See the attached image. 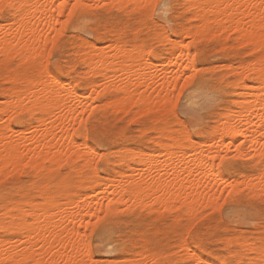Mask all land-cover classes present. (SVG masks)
I'll list each match as a JSON object with an SVG mask.
<instances>
[{
	"label": "bare ground",
	"instance_id": "6f19581e",
	"mask_svg": "<svg viewBox=\"0 0 264 264\" xmlns=\"http://www.w3.org/2000/svg\"><path fill=\"white\" fill-rule=\"evenodd\" d=\"M100 1H106L107 4H132L137 9L145 3L155 4L156 0H91L94 4ZM0 2L18 6L11 12L12 22H0V55L4 58L2 61L11 57L18 58V67H21L16 73H6L5 80L9 85L2 94L5 100L0 102V175L6 171L12 173L16 169L22 172L24 166L34 168L40 174L45 171L50 175L52 168L47 164L60 166L65 162L75 170L77 185L81 189L79 192L69 193L64 188L67 186L65 178L60 181L62 189L58 196L49 192L46 186L42 187L45 185L43 183L40 202L26 199L0 207V231L15 233L11 238L0 236V264H61V261H70L78 250L84 248V241H88V228L82 230L81 224H94L95 219L100 218L102 210L116 212L122 206L132 210L139 206L140 210L161 211L173 206L175 201H181L187 208L186 213L195 216L199 208H211L215 204L213 195L218 197L222 192L225 193L221 180L226 178L220 170L219 161L215 162V172L210 171L212 165L206 162L209 157H219L225 153L223 155L226 159L228 155L239 152L235 147L239 138L230 135L232 131H244L245 143L255 137L257 143L251 145V148L258 157L260 144L264 143L259 139V127L264 119V69L261 68L264 55L261 53L249 63L236 67L228 64L227 69L233 66L231 73H234L235 80L232 85L236 99H233V105L219 115L207 142H193L187 127L175 128L165 120L156 127L158 135L153 139V151L144 152L135 150L136 148L130 151L129 148V153L119 154L117 161L127 164L129 173L118 172L119 179L113 177L112 183H107L95 177L96 173H84L88 169L93 170L94 160L99 158L91 154L95 149L89 143L87 135L82 136V141H78L77 133L84 123V115L95 110V106L92 107L89 103L94 99V94L108 96L114 92V98L103 103L107 107H116V110L124 109L127 112L136 107L140 114L150 110H168L165 101L172 100L171 92L183 74L189 71L192 73L193 69L197 71L196 55L191 45L201 37L212 38L226 33V38L229 33L228 35H235L237 43L254 44L258 46H255L256 50L264 47L260 43L264 39V8L260 7L264 0H185L188 11L186 21L194 24L182 27L181 39L171 38L165 35L166 32L157 37L166 50L170 48L175 53L162 63L156 61L159 56L148 57V52H156L152 47H148L152 48L148 50L144 45L128 46L122 41L99 47L94 42H85L79 54L87 67L84 73L92 78L88 81V88L82 91L76 89L72 93L53 87L51 81L43 75L49 69L45 66L46 60L42 62V59L47 58L44 57L48 53L45 50L51 46V39L58 31L53 19L58 13L52 11V6L54 3L58 5L59 0ZM236 29L240 30L239 33ZM166 55L170 53L166 51ZM178 77L181 78L177 79ZM93 89L96 90L95 93ZM72 103L75 105L72 106ZM189 104H196L195 99ZM137 111L134 115L137 113L139 116ZM22 114L26 117L21 118ZM36 115L39 117L36 118ZM12 116L18 121L15 123L23 125L22 130L13 127L14 121L10 119ZM34 117L37 120L35 126L30 123ZM9 173H5V178ZM261 175L258 171L255 175H243L234 182L227 181L228 179L226 181L236 186L237 190L240 186H245L244 188L257 190L259 193L264 189ZM110 184L113 189L108 194ZM251 193L252 196L255 194ZM108 201L112 202L111 206ZM176 204L173 207L180 206ZM173 207V210L176 209ZM172 209L167 210L171 212ZM260 236L261 234L254 237L257 243ZM243 238L248 237L241 234L225 237L227 251ZM182 243L181 237L177 242L179 251L176 249L178 253H174L177 254V262L183 258L179 247ZM135 255L122 262L120 259L118 264H147V261L157 262L160 258L159 253L149 252L147 247ZM227 258L231 259V254Z\"/></svg>",
	"mask_w": 264,
	"mask_h": 264
},
{
	"label": "rangeland",
	"instance_id": "374dc122",
	"mask_svg": "<svg viewBox=\"0 0 264 264\" xmlns=\"http://www.w3.org/2000/svg\"><path fill=\"white\" fill-rule=\"evenodd\" d=\"M103 2L100 1L101 4H107L105 3L106 1ZM154 2L156 3L157 0ZM160 2L170 3L172 5V7L168 10V16L166 18L152 16L153 9H144L143 7L136 9L135 7L133 8L132 4L124 5L125 7L123 8L118 7V11L116 8H108L92 13L90 15L91 18L77 25V28L74 29L70 26L65 28L63 34L58 38V49L53 50L52 47L49 46L50 49L48 50L49 47H47L45 50V52L51 54L52 59H50L48 53L45 55L44 52V57L47 58L44 60L42 59V62L46 60L45 66L48 68H51L54 65H60L69 71H74L77 75L72 77V79H74L77 84L81 85L78 90L82 91V89L88 88V81L90 78H92L87 76V73V75L84 73L87 70V67L84 62L81 61L82 57L79 54L81 53L82 46L85 44V42H94L100 47L105 45L108 46L114 41H122L126 42L128 46L144 45L146 49H148V47H152L156 52L161 48L165 49V45L163 43L160 44L159 39L157 38L159 35L163 34L170 28L171 35L169 36L171 38L181 39L182 36L180 30L182 27L186 25L188 26L190 23L194 24V22L186 21L188 17V11L185 0H160ZM96 3L99 2H95V4ZM108 4L110 5L112 3ZM11 20H13L12 13H0L1 23L8 24L12 22ZM225 34L226 33H220L219 36H217V34L212 38H209L211 36H204L203 39L201 37V39L199 38L191 45L192 51H194L196 55L197 80L200 82L201 87L195 92L191 93L192 95L190 96V99H187L188 93L181 97L182 103L178 115L175 108L169 107L170 105H168V110L167 108L164 110L159 109L157 111L150 110L144 112L143 114H140L136 107H132L127 112L126 110L124 111V109L116 110V107L114 106L112 107L109 105L107 107L105 105L107 100L114 98V92L108 94V96H97L94 94L92 96L94 99L90 100L89 103H91L92 107L95 106V110L91 113H86V115L88 114L87 117L84 115L85 120L78 130L77 139L78 141H82V136L79 135L80 130L86 129L89 125H91V131L96 135L103 137L105 139V143L103 145H99L96 140L90 141L87 136L89 143L91 145H96L97 148H99L102 152H106L105 154L109 156L110 159L106 162L95 159L93 163V170H96V172L92 169H88L84 173L93 175L96 173L95 177L107 183H112L111 180H113V177L115 179H119L118 172L126 171L129 173V171H127L129 170L128 165L120 164V162L117 161L119 154H126L127 152L129 153V148L130 151L132 148H136L135 150L140 149L144 152L153 151V139L158 135L156 127L163 124L165 120L168 121V123L173 127H178L180 129H187L185 126L186 122L192 123L202 120V127L199 129L200 134L198 135L195 142H207L216 126L215 124L218 122L219 115L223 113L227 107L233 105V99H236L235 93H233L234 89L232 82L235 80V75L233 72L231 73L232 67L234 65L236 67V65L240 66L242 64H246L250 60H256L261 53L259 50L260 48L256 50V45L250 43L244 44V42H242L245 46H247V48L251 49V52L248 53L245 50V47L241 46L242 43L240 41L237 43L234 34L228 35V33V37H226L227 39L224 37ZM252 46L255 48V50ZM256 47L258 48V46ZM0 59V96H2L9 85L8 81L5 80L7 79V74L10 75L16 73V70H21V67H18V58L16 57H11L2 61L4 58L2 55H0ZM164 60V56H159L156 59L158 63H162ZM228 64H232L233 66L231 65L227 69ZM188 74L191 75V71H189ZM80 75H85L87 77H82ZM63 79L64 81L68 82L69 78L64 77ZM178 83L182 84L183 80L180 79ZM159 84L160 83H158V85ZM88 90L90 92V89ZM94 96H96V98ZM186 99L187 103L185 104L184 101ZM194 99L196 104L190 105L189 103ZM99 104H101L103 107L106 106L104 107L105 109L99 106ZM73 105L75 104L72 103V106ZM113 108H115V110ZM134 109H136V111L139 113V116L137 113L135 114L137 116L134 115L136 112ZM24 117H26V115L22 114L21 118ZM35 117L37 118L39 115H36ZM35 117L30 121V123L34 126L37 123ZM133 121H135V123H133ZM13 127L16 130L23 129L22 124L15 122ZM123 148H127L128 150H124ZM228 157H231V154L230 156L228 155L227 158ZM227 158L225 159L226 161ZM217 161L219 160L217 159L215 162ZM242 165L243 164L240 165L239 169L233 167L232 171H222L224 178H226V180L228 179L227 181L230 180L231 182H234L236 180H240L243 175H255L259 171V165L256 167H245ZM47 166L52 168V173L50 175H47L45 171L40 174L32 167L29 169V166H24L22 172L20 169H16L18 172L20 171L19 174H17V171L14 169L12 170L15 172L13 171L12 173L6 171L5 173L8 172L10 174L6 178L5 173L1 174L0 207L11 204L15 201L26 199H30L34 202H40V197H42V187L45 186L49 192L58 196L60 190L62 189L61 180H65V178H67V186L64 188L69 193L81 191L77 185L78 177L75 176V170L72 169L70 164L65 162L64 164L61 163L60 166L58 164L57 166L54 164V168L52 165L47 164ZM34 171L36 172V175ZM43 183L45 185H42L41 187V184ZM112 189L113 188L110 184L108 186V194ZM244 189L245 192L250 196H252L251 192L255 193L252 196L256 198L253 202L259 203L261 191H259V194L257 190L250 191L247 188ZM224 194L226 195V191ZM177 202L175 201L174 205ZM178 204H180V206ZM176 205L179 207L171 206L176 208L174 210L171 207L167 208L169 211L172 209L171 212H169L167 209L161 211L140 210L139 206L133 208V210L129 207L124 208V206H122L119 208L121 210L110 212L112 214L110 215V219L114 221L111 227V235L109 236V240L111 241L110 246L113 250H105L104 252H97V254L95 253V258L99 261V264H107L109 262L118 264L120 263V259L122 262V260L125 261V258H133L136 256V252L143 250L145 247L148 248L149 252H156L160 254V258L157 261L158 263L155 262V264H178L177 254H174L177 252L176 249L179 251L177 242H179L181 237L187 236L189 232L199 236L202 242L207 243L211 241L212 243L216 244L217 247L215 250L220 253L221 256L227 252L226 243L224 241L225 237H233L241 234L250 239H254V237L262 234L258 212L247 213V215L250 217L248 222L245 224H239L235 219L229 220L226 217L222 218L219 212L210 211L211 208L208 207L203 208V210H201L202 208H199L195 216H189L186 213V206H184L181 201ZM189 217L192 218L190 219ZM196 219L199 220L197 221ZM192 222L195 223L192 224ZM187 227L192 228L188 229ZM187 231L189 232L187 233ZM14 235V232L0 231V236H3L4 238H11ZM86 235L89 242L95 240V236L90 229H87ZM221 242H223L222 245ZM169 252H171V254H168ZM28 263L31 264V262ZM149 263L153 264V261H147V264Z\"/></svg>",
	"mask_w": 264,
	"mask_h": 264
},
{
	"label": "snow or ice",
	"instance_id": "6c2138e0",
	"mask_svg": "<svg viewBox=\"0 0 264 264\" xmlns=\"http://www.w3.org/2000/svg\"><path fill=\"white\" fill-rule=\"evenodd\" d=\"M18 6L13 3H2L0 2V13L10 14ZM123 8L124 5L116 4H93L91 0H59V4H53L52 11L58 13L57 16H54L55 25L58 28L57 35L53 36L51 39V47L53 50L58 49V38L63 34L65 28L71 26L76 28L77 25L87 21L90 18V15L94 12H97L101 9L108 8ZM133 7H136L133 5ZM144 9H153V16L164 17L168 16V10L172 7L170 3H161L160 0H157L155 4L149 2L141 5ZM261 8H264V3L260 5ZM239 33V29H236ZM264 32V29H262ZM165 35H171V29L169 28ZM264 45V39L260 42ZM190 47V45H185ZM245 50L251 52V49L247 48L245 45ZM261 55H264V47L259 49ZM166 51L170 55H166ZM175 53L171 52L169 49L161 48L159 51L153 53L148 52V57L153 56H164L165 59H170L171 56H174ZM50 59L51 54H49ZM261 68L264 69V62H261ZM44 77L51 81L53 87L63 90L65 93H72L78 89L81 85L77 84L72 77H75L76 73L74 71H69L68 69L60 66L54 65L48 70H45L43 73ZM64 77H68V82H64ZM178 77L177 79H180ZM183 83H178L176 88L172 90L171 96L172 100L165 101L166 105H171L175 108L177 115L180 112L181 106V97L185 96L188 93L187 99H190L191 93L195 92L198 88L201 87L200 82L197 80L196 70H192V74L189 75L187 72L182 76ZM95 89L93 92L95 93ZM187 99L184 103H187ZM5 97L0 96V102H3ZM18 111V109H17ZM7 115V113H6ZM14 122L16 121L15 116L10 118ZM135 123V121H133ZM203 121L187 123L186 127L189 129L190 139L195 142L198 135L200 134L199 129L202 127ZM239 127V126H237ZM87 134L88 139L96 140L99 145L105 143V139L101 136L96 135L91 131V125L86 129H81L79 135L85 136ZM234 135L239 139L236 141L235 147L239 149V152L234 154L231 157L225 160L223 154L219 157H209V160L206 163L212 165L210 171L215 172V161L219 159L220 161V170L223 172L232 171L233 167L239 169L240 165L243 164L245 167H256L259 165V171L261 172V180L264 181V143L260 144V151L258 157L253 154L251 145L256 144L257 140L255 137L250 139L248 143H245L244 136L245 133L242 130H235L229 133ZM259 139L264 141V119H262L259 127ZM243 145V148H241ZM94 151H91L93 156H98L100 161H108L110 159L105 153H103L96 145H93ZM247 150V151H245ZM240 153H243L241 155ZM220 179L219 176L216 177ZM221 183L224 185L226 195L224 192L220 196L216 197L215 204L212 205L211 211L219 212L222 218H227L229 220L235 219L239 224H245L248 222L250 217L247 213H259L260 225L262 229V234L260 236L259 242L257 243L254 239L243 238L237 241L233 247L229 248L228 251L224 254V258H221V254L218 253L215 249L216 244L211 241L205 243L202 242L201 238L194 233L189 232L187 236L182 237V245H180L182 261L178 264H264V189H262L261 196L259 197V203H254L255 197L250 196L245 192L244 186H240L239 190L237 187L229 184L226 180H221ZM111 201H108L109 206H111ZM100 218L95 219L94 224L84 225L81 224V229L88 228L91 230L95 236V240L89 242L84 241V248L78 250L76 256L70 261H61V264H99V261L95 258V253L112 251L111 241L109 236L111 235V227L113 221L110 219V212H104L103 210L99 214ZM95 216V214H94ZM223 242H221L222 245ZM231 254V259L227 258ZM42 264V262H41ZM155 264V261H153Z\"/></svg>",
	"mask_w": 264,
	"mask_h": 264
}]
</instances>
